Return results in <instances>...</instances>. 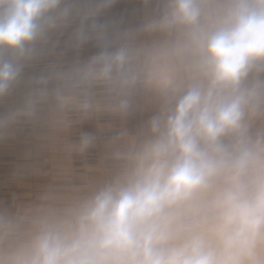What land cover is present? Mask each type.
<instances>
[{"label": "clouds", "instance_id": "1", "mask_svg": "<svg viewBox=\"0 0 264 264\" xmlns=\"http://www.w3.org/2000/svg\"><path fill=\"white\" fill-rule=\"evenodd\" d=\"M114 3L0 0V102L74 21V46L100 48L31 78L0 138L151 113L109 137L103 179L0 207V264H264V0H140L150 11L125 29L96 19Z\"/></svg>", "mask_w": 264, "mask_h": 264}, {"label": "crops", "instance_id": "2", "mask_svg": "<svg viewBox=\"0 0 264 264\" xmlns=\"http://www.w3.org/2000/svg\"><path fill=\"white\" fill-rule=\"evenodd\" d=\"M150 11L140 0H116L96 18L99 23L121 29L134 28L143 22ZM79 21L51 35L41 53L26 64L22 81L9 97L0 102V115L19 107L33 77L47 74L53 65L68 67L76 61H84L100 51L95 40H89L79 48L74 46V32ZM151 113L136 112L126 121L108 114L75 124L68 134L49 133L38 139L43 129L32 124L19 123L0 138V207H12L27 202L46 184L56 185L66 193L91 185L103 179L111 170V149L107 140L121 127L134 132ZM82 133L98 137L97 144L84 154L67 151L69 142H77Z\"/></svg>", "mask_w": 264, "mask_h": 264}]
</instances>
